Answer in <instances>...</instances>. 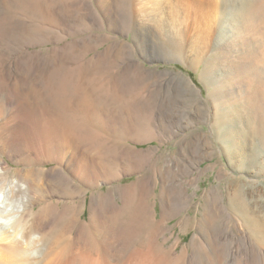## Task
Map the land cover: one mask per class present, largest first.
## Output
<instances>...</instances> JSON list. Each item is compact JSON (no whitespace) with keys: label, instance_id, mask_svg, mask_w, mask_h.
<instances>
[{"label":"rangeland","instance_id":"1","mask_svg":"<svg viewBox=\"0 0 264 264\" xmlns=\"http://www.w3.org/2000/svg\"><path fill=\"white\" fill-rule=\"evenodd\" d=\"M19 4L17 12L31 17V44L20 59L34 65L37 108L20 123V164L3 158L22 171L58 167L35 155L52 122L97 173L91 182L73 180L75 198L51 188L31 193L22 244L37 246L36 264L46 252L25 234L32 217L49 202L64 209L76 200L82 205L68 225L65 264H82L77 254L103 264H143L144 254L169 255L162 264H200L202 254L236 251L246 228L229 217L230 197L239 191L248 217L264 223V149L243 109L248 101L263 105L264 92H246L236 72V64L264 62V0ZM53 224L62 229L64 217ZM246 237L250 254H264Z\"/></svg>","mask_w":264,"mask_h":264},{"label":"bare ground","instance_id":"2","mask_svg":"<svg viewBox=\"0 0 264 264\" xmlns=\"http://www.w3.org/2000/svg\"><path fill=\"white\" fill-rule=\"evenodd\" d=\"M19 2L20 0H0V264H36L40 261L41 255L39 254L37 246L35 247V245L26 244L27 247H25L22 244L25 243L22 238H24L23 230L26 225L22 230L21 217L24 216H22V214H32L34 200L30 196L31 193L37 191L38 193L43 194L46 189L51 188L59 192H70L72 197L75 198L78 194V190L75 187L73 180L84 179L91 182L94 181L97 176L96 168L85 162V157L83 158L81 156L80 150H78L77 147L78 145L76 146V143H71L72 141L70 142V138L68 139V136H66L67 134L63 133L64 127L63 129L62 127H52V122H48V126L51 123V127L46 125L47 127L44 128L47 136L45 137L48 138L49 142L46 145L44 144L46 141L43 144L40 142L39 147H37L39 150L35 155L37 160H42L43 163L45 160L48 162H55L58 167L51 170L41 169L37 172L36 170L22 171L8 165L7 161L13 163V165L20 164V161L22 160L19 158L22 156H20L21 146L19 145L21 132L20 126L25 124L24 122L23 125L20 123L22 121H31L35 111V91L33 90L31 82L35 68L30 58L26 57L25 59H20V54L27 51V48L31 44L30 39L33 35V29L29 26L31 24V17L17 12L16 7L20 5ZM23 39L24 42H22ZM21 43L24 44L22 45ZM239 71L243 73L246 79H242L244 82L246 81L245 85L243 82L241 83L243 84L242 87H245L247 90L246 92H264V62L261 59L253 58L250 63L244 66L243 70L241 65L236 64V72ZM263 105H258V102L253 105L248 101V104L246 105L247 107H244L243 109H245V111L248 110L246 113L247 115L248 113L250 115L249 121L254 127V132L256 131L255 133L264 149ZM65 129L70 131L67 128ZM32 132H34V129ZM74 133L78 136L76 132ZM27 135L26 136L29 137V134ZM71 135L72 133L70 136ZM74 139H76V137H74ZM22 142H24V140ZM34 143L36 144V142ZM30 145L31 144L29 143L28 147H30ZM32 145L31 147H33ZM4 156L7 157V161L4 160ZM23 157L24 161L29 160L27 159L29 156H26V158L25 156ZM94 183H96V181ZM166 192L167 191L164 189V193ZM210 199L208 197L206 200L208 206L211 203ZM76 201H73L70 206H65L64 209L58 208L54 202H49L45 207L41 208L40 213L34 214L33 217L31 216L32 220L29 227L27 229L25 228V234L29 235V237L33 234V240H40V242H42L43 245H41V243L40 245L45 250L44 253L46 252L42 257L43 264L46 261L48 264H65L67 262L69 248V240L67 236L70 233H68V225L71 226V222H73V220L76 221L75 216H77L78 208L82 205L80 204V201ZM83 202H87L85 195ZM52 205L55 207L53 208V211L51 213L47 212L49 208L51 211ZM242 207L244 209H242ZM227 210L230 211L229 217L233 219L236 218L237 222L241 224L240 227L244 226L246 232H249L252 244L259 246V248L263 247L264 223H261L258 219L248 217L247 211L245 210V202L239 191L235 194V197H230ZM80 213L84 212L81 210ZM208 215L209 213L206 214L205 217ZM60 216H63L65 219V227L62 229H54L53 223ZM79 220H81V217H79ZM262 220L264 222V219ZM211 223L212 222L206 224V226H210ZM239 232L240 234L238 237L241 243L240 247L236 248V251L231 247L228 254H202V257L204 258L200 264H264V254H250L252 251V245H250V242L246 237L245 229L240 228ZM34 242L37 244V241ZM212 250H214V248H212ZM76 256L80 258L79 260L82 264H103L102 262L93 260L85 255L77 254ZM143 256V264H162V259L167 263V260L171 258L169 255L168 259H165L164 255L163 258L161 256L158 258L159 255L156 254H144ZM188 264H197V262L191 260Z\"/></svg>","mask_w":264,"mask_h":264}]
</instances>
